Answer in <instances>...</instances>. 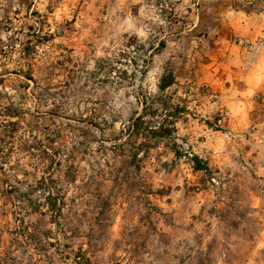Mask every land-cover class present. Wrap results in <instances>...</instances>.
<instances>
[{"label": "rangeland", "instance_id": "rangeland-1", "mask_svg": "<svg viewBox=\"0 0 264 264\" xmlns=\"http://www.w3.org/2000/svg\"><path fill=\"white\" fill-rule=\"evenodd\" d=\"M224 7L0 0V264H264V84L211 64Z\"/></svg>", "mask_w": 264, "mask_h": 264}, {"label": "crops", "instance_id": "crops-1", "mask_svg": "<svg viewBox=\"0 0 264 264\" xmlns=\"http://www.w3.org/2000/svg\"><path fill=\"white\" fill-rule=\"evenodd\" d=\"M221 4L225 6L223 10L214 13L219 17L224 33L221 37L213 33L210 38L212 44L221 43L222 47L211 49V64L219 55L223 68L244 70L242 85L255 88L264 84L256 77L260 69L264 68V26L260 21L262 12L256 8L259 5L255 0H247L246 3L245 0H221ZM31 213L36 212L30 210Z\"/></svg>", "mask_w": 264, "mask_h": 264}, {"label": "trees", "instance_id": "trees-1", "mask_svg": "<svg viewBox=\"0 0 264 264\" xmlns=\"http://www.w3.org/2000/svg\"><path fill=\"white\" fill-rule=\"evenodd\" d=\"M173 83H174V80H173V77L171 75L170 76H163L159 81L158 89L161 91H164L165 89L172 86ZM141 121H142V116H139L134 120V122L132 123L133 127H134L133 131L139 130V128H140L139 123ZM171 124H173V122H171ZM160 130H163V129H160ZM2 164L3 163L0 162V165H2ZM192 169L194 171H205V172L208 171L207 167L203 166L202 162L197 157H193V159H192ZM45 189L50 194L51 188L46 187ZM49 194H48V197L46 198L48 201L47 206L49 207L51 213H55V214L58 213L59 214V210L57 209V203H56L55 199L50 197ZM56 209H57V212H56Z\"/></svg>", "mask_w": 264, "mask_h": 264}]
</instances>
